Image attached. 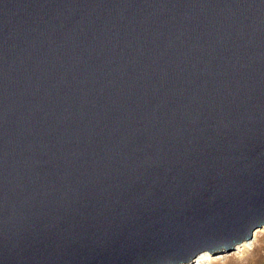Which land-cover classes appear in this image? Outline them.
I'll list each match as a JSON object with an SVG mask.
<instances>
[{
    "label": "water",
    "instance_id": "obj_1",
    "mask_svg": "<svg viewBox=\"0 0 264 264\" xmlns=\"http://www.w3.org/2000/svg\"><path fill=\"white\" fill-rule=\"evenodd\" d=\"M264 227V0H0V264H183Z\"/></svg>",
    "mask_w": 264,
    "mask_h": 264
},
{
    "label": "rangeland",
    "instance_id": "obj_2",
    "mask_svg": "<svg viewBox=\"0 0 264 264\" xmlns=\"http://www.w3.org/2000/svg\"><path fill=\"white\" fill-rule=\"evenodd\" d=\"M245 243L247 244L244 247L238 249L240 246H236L229 252L222 251L216 255L207 253L209 258L200 264H264V227L257 229L252 238ZM195 262L193 259L184 264H196Z\"/></svg>",
    "mask_w": 264,
    "mask_h": 264
},
{
    "label": "bare ground",
    "instance_id": "obj_3",
    "mask_svg": "<svg viewBox=\"0 0 264 264\" xmlns=\"http://www.w3.org/2000/svg\"><path fill=\"white\" fill-rule=\"evenodd\" d=\"M246 244L247 243H245V242L242 243L241 245H239L240 247H238V249L241 248V247H244ZM208 258H209V255L207 253H201V254L198 255V257H196V259H195L196 262L195 263L196 264H200L202 261L207 260Z\"/></svg>",
    "mask_w": 264,
    "mask_h": 264
}]
</instances>
